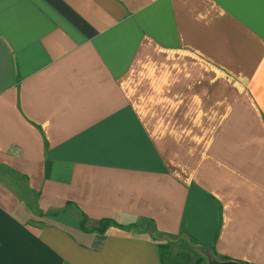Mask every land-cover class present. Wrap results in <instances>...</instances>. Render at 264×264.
Wrapping results in <instances>:
<instances>
[{
	"label": "crops",
	"instance_id": "0c3cea01",
	"mask_svg": "<svg viewBox=\"0 0 264 264\" xmlns=\"http://www.w3.org/2000/svg\"><path fill=\"white\" fill-rule=\"evenodd\" d=\"M152 226L264 264V0H0V264H161Z\"/></svg>",
	"mask_w": 264,
	"mask_h": 264
},
{
	"label": "trees",
	"instance_id": "16d2710c",
	"mask_svg": "<svg viewBox=\"0 0 264 264\" xmlns=\"http://www.w3.org/2000/svg\"><path fill=\"white\" fill-rule=\"evenodd\" d=\"M84 223H85V215L82 214V218L80 219V225L82 228L86 229ZM112 223L116 224L120 227H123L125 229L132 230V231H143V230H145L143 228H140L139 222H130V223L124 224V223H117L110 218H102L100 220V224L96 227L91 228V230H94L97 232H103L104 229ZM152 227L153 228L150 229L149 233L153 239L157 240L158 255H159V259H160L161 264H176V263H172V260L174 259V257L171 256V253H172L171 250L175 245H177L178 241L180 240L179 236H177V234H171L168 232L158 231L154 228V226H152ZM180 245L185 247V248H188V249L190 248L191 250L194 249L192 246V243H190L188 241L185 242V240H182ZM198 260H200V258H198Z\"/></svg>",
	"mask_w": 264,
	"mask_h": 264
},
{
	"label": "rangeland",
	"instance_id": "374dc122",
	"mask_svg": "<svg viewBox=\"0 0 264 264\" xmlns=\"http://www.w3.org/2000/svg\"><path fill=\"white\" fill-rule=\"evenodd\" d=\"M180 241V242H179ZM171 250V256L174 257L172 263L178 264H207L206 259L198 249H188L180 245L181 239ZM200 258V260H198ZM202 258V259H201ZM169 263V262H168Z\"/></svg>",
	"mask_w": 264,
	"mask_h": 264
},
{
	"label": "water",
	"instance_id": "95a60500",
	"mask_svg": "<svg viewBox=\"0 0 264 264\" xmlns=\"http://www.w3.org/2000/svg\"><path fill=\"white\" fill-rule=\"evenodd\" d=\"M209 264H240V263L235 262V261H227V262H224V263H216V262H213L212 260H210Z\"/></svg>",
	"mask_w": 264,
	"mask_h": 264
}]
</instances>
